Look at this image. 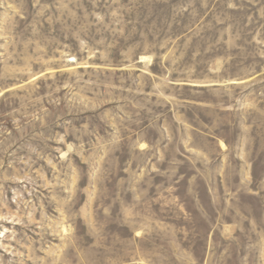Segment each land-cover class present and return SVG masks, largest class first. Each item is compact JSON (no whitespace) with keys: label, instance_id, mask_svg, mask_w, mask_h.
<instances>
[{"label":"rangeland","instance_id":"obj_1","mask_svg":"<svg viewBox=\"0 0 264 264\" xmlns=\"http://www.w3.org/2000/svg\"><path fill=\"white\" fill-rule=\"evenodd\" d=\"M0 264H264V0H0Z\"/></svg>","mask_w":264,"mask_h":264}]
</instances>
